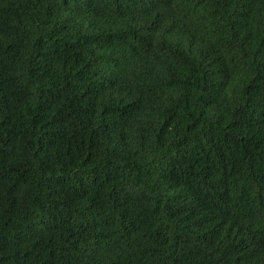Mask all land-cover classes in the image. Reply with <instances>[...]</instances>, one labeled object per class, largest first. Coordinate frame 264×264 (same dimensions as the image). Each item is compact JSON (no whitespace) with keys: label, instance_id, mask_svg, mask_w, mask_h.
I'll use <instances>...</instances> for the list:
<instances>
[{"label":"trees","instance_id":"16d2710c","mask_svg":"<svg viewBox=\"0 0 264 264\" xmlns=\"http://www.w3.org/2000/svg\"><path fill=\"white\" fill-rule=\"evenodd\" d=\"M0 264H264V0H0Z\"/></svg>","mask_w":264,"mask_h":264}]
</instances>
